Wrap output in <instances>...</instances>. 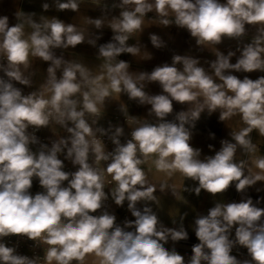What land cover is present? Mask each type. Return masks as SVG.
<instances>
[{"label":"clouds","instance_id":"1","mask_svg":"<svg viewBox=\"0 0 264 264\" xmlns=\"http://www.w3.org/2000/svg\"><path fill=\"white\" fill-rule=\"evenodd\" d=\"M123 5H134L131 10H124L120 18L110 26L114 32L121 33L114 39L119 47L108 43L100 48V54L109 60L127 52L136 54L135 47H125L128 34L141 29L143 17L155 11L165 26L170 24L167 18L173 14L174 23L186 28L197 44H218L222 36L241 37L246 25L264 26V0H122ZM43 8L47 10L48 4ZM58 10H78L76 0L57 3ZM100 28L102 21H91ZM34 31L24 38L23 25H9L8 17H0V54L7 58L8 65L3 68L7 81L0 78V240L10 235H24L30 240L40 239L48 245L46 264H71L73 260L83 264L86 254L94 253L100 258L99 264H185L184 257L175 251L167 250L161 241L167 242L170 235L173 241L187 239L183 229L157 230V217L145 208L143 214L135 210V202L142 198L153 199L154 187L137 190L136 185L145 184V174L138 167L143 161L137 158V150L145 157L158 154L155 167L158 171H179L185 177L198 181L195 192L203 189L215 195L226 190L234 181L236 190L242 191L257 181L264 180V175L253 178L244 175L243 165L233 162L236 145L254 151L249 133L258 130L264 136V76L252 80L236 75H224L232 69L236 72H264V27L258 29L259 35L252 43L243 48L235 64L230 63L234 53L227 56L218 54L212 64L215 76L222 83H216L204 69L196 66L198 61L173 57V64L158 66L151 73H141L138 80L147 79L158 82L163 93L147 95L142 86L129 75V64L120 61L107 65L110 84L107 87H93L92 94H84V109L97 113V103L113 92L125 90L130 98H138L141 104L151 105V112L163 120L173 110L172 101L179 103L196 101L198 96L204 98L191 112V119L199 118L200 112L207 107L209 112L217 108L223 111L220 120L239 114L247 127L233 134L236 144L222 141L220 151L205 160L198 159L200 151L189 144L190 134L185 128L188 116L179 114V124L161 122L157 125L144 124L132 132V140L120 146L106 169L112 180L117 182L115 203L122 205L129 201V209L136 217L135 232L123 231L113 225L115 217L107 213L94 216L101 207L105 197L103 181L87 163L90 148L86 136H92V129L83 119L84 112L77 111L75 102L70 97L80 90L75 83L77 72L85 76L80 65L66 68L63 78L55 77V68L49 67L51 98L44 99L35 93L23 96L20 89L10 81L28 85L23 78L21 65L27 67L29 56L52 61L55 67L61 64L55 59L50 48L76 46L83 42V35L71 24L66 25L53 17L45 20L43 25L32 22ZM152 43L159 47L157 36H151ZM183 64V71L176 64ZM2 67V66H0ZM230 93V94H229ZM61 105L68 111L62 110ZM50 106L49 111H45ZM53 112L61 118L65 115L75 122V128L68 131L73 134L68 157H74L73 164L79 165L78 171L67 173L62 170L63 162L57 158L61 151L59 145H53L48 154L40 152L38 156L29 150V144L35 137H29L26 129L29 125L44 126L49 122ZM122 129L117 128L119 135ZM61 143H65L63 140ZM96 160H107L101 143L91 142ZM211 147V145L209 146ZM171 157V159H169ZM255 167L264 172V157L254 161ZM71 176V179H69ZM33 177L39 179L43 193L30 194ZM69 181L68 187L62 182ZM127 194V196H126ZM264 216V209L253 206L251 199L239 203L217 204L209 209L208 215L195 221V235L200 243L192 248L189 264H240L231 255L232 248L238 244L247 249L251 261L243 264H264V224L257 222ZM62 217L67 222H62ZM235 226V241L229 239L230 229ZM207 250V251H206ZM0 264H37L36 258L16 254L13 247L0 242Z\"/></svg>","mask_w":264,"mask_h":264},{"label":"crops","instance_id":"2","mask_svg":"<svg viewBox=\"0 0 264 264\" xmlns=\"http://www.w3.org/2000/svg\"><path fill=\"white\" fill-rule=\"evenodd\" d=\"M62 2H67V0H0V17L7 16L10 26L17 23L22 24L25 39L30 37L34 31L31 27L32 22L43 25L45 20H51L53 17L66 25H73L76 31L84 37L83 42L76 46L50 48L52 56L61 60L59 67H55L52 61H44L40 57L30 55L27 67L20 66L23 78L27 79L29 84L23 85L16 81H10L14 87L21 90L23 96L35 93L38 97L50 100L52 93L48 68H55V77L59 81L63 78V72L66 68L80 65L85 70L86 75L81 76L77 72L74 82L80 85V90L73 94L70 99L75 102L76 108L84 112L83 117L92 129V133L103 135L109 139V145L102 147L103 152L111 150L113 156L116 153L118 145L114 142L111 133L112 128L113 130L120 128L122 129L121 133L127 134L128 131L135 130L144 124L157 125L161 122L179 124L180 113H185L188 116L185 123V128L190 134L188 142L193 149L200 151L198 159L205 160L207 157L214 156L216 152L220 151L222 141L236 144L233 134L247 127L239 114L232 115L222 121L220 120L222 109L217 108L210 113L207 107H204L198 119H191V112L204 102L202 96H198L196 101L185 103L173 100L172 112L161 120L154 112L150 111V104H141L138 98H130L129 94L123 90V86H121L122 91L119 93L113 92L109 87V95L104 97L102 102L97 103V113H90L85 110L83 106L84 94L88 93L94 99L93 87H107L110 84L107 65L118 63L100 54L102 46L108 43H113L116 46L118 44L114 37L120 33L114 32L110 25L120 18L122 11L131 10L134 5H123L122 0H76L77 11H61L58 10L57 3ZM220 2L224 3L226 0H220ZM44 4L49 5L47 10L43 8ZM167 18L170 20V24L165 26L161 23L162 18L155 11L147 13L143 17L141 29L136 31L129 43L130 47H135L139 51L136 54L125 52L120 60L129 64L127 69L129 75L137 82L138 87L142 86V90L149 96L166 93H163L158 82H150L147 79L140 81L138 80L139 75L151 73L154 68L164 64L172 65L173 57L177 55L196 59L198 61L196 66L203 68L214 82L222 83L215 76L212 67L218 54L227 56L229 52L234 53L230 58V63L235 64L240 58L243 48L252 43L255 37L259 35L258 29L264 27L246 25L245 34L241 37L222 36L221 42L218 44H197V38L192 37L186 28L179 27L174 23L173 14L170 13ZM96 19L102 21L100 28L91 22ZM152 35L157 36L160 42L159 47L152 43ZM3 58L6 56L0 54V61ZM175 66L178 70L183 71L182 63ZM223 74L236 75L240 79L248 76L252 80L264 76V72L259 70L245 73L228 69ZM69 128L74 129L75 122L70 120L68 124L61 126L55 124L42 136L47 139L51 149L53 145L60 146L61 151L57 153V158L63 162V168L69 167L76 172L80 166L73 164L74 157L67 156V150L71 147L72 140L66 134V129ZM247 139H250L255 150L249 151L237 144L233 162L242 164L244 175L249 178H253L257 174L264 175V172L256 168L254 163L256 159L264 157V136H261L258 130H253ZM62 140L65 143H61ZM115 140L119 141L120 146L124 143L122 139L115 138ZM210 145L211 147H209ZM64 146L68 148L66 149ZM29 150L36 156L43 152L39 147H31ZM137 156L143 161L139 166L145 174V184L143 186L136 185L135 188L144 190L147 187H154L155 191L152 194L153 199L142 198L135 202V210L143 214L145 208L149 209L150 214L157 217L158 231L166 229L180 231L183 229L187 232V239L173 241L169 235L166 243L161 241L167 250L175 251L184 257L185 264H189V256L193 255V246L200 243L195 235V221L207 216L209 209L217 204L239 203L248 199L252 200L253 206L264 209V180L246 186L244 190L239 192L235 187L237 182L234 181L226 190L215 195L203 189L197 194L195 189L198 187V181L185 177L179 171H158L156 169L155 160L158 158V154H150L145 157L138 152ZM87 163L91 167V163L88 161ZM33 179L39 182L37 177H33ZM68 185L69 181L62 182V187H68ZM117 187V182L112 185H103L107 201V208L103 210V213L114 216L117 212H126L131 221L134 222L136 217L132 215V210L128 207L129 201L125 199L122 205L115 203ZM257 223L264 224V216ZM129 231L135 232L134 223H132V229ZM229 239L235 241V231L230 230ZM230 254L235 256L240 264H243L245 260L251 261L247 249L238 244L232 248ZM99 261V257L94 253H89L86 254L83 264H99ZM71 264H80V262L73 260ZM201 264H206V262L203 261Z\"/></svg>","mask_w":264,"mask_h":264},{"label":"built area","instance_id":"3","mask_svg":"<svg viewBox=\"0 0 264 264\" xmlns=\"http://www.w3.org/2000/svg\"><path fill=\"white\" fill-rule=\"evenodd\" d=\"M135 33H136V31L134 33L128 34L129 38L125 43V47H129L130 40L135 35ZM119 46L120 45L118 42L117 47H119ZM124 53H121L119 56H116V57L112 58L111 60L119 62L121 60L122 54H124ZM7 65H8L7 59L3 58L0 61V66H2V67H0V78L5 79L6 81L8 80V77L5 75L3 68H6ZM61 108L65 112L68 111V109L64 108L63 105H61ZM49 110H50V106L45 109V111H49ZM76 110L82 111L78 108H76ZM83 119L85 120L84 117H83ZM69 122H70V120L67 118L66 115L63 118H61L58 114L53 112L52 116L49 117V122L47 125H44V126L29 125L28 128L26 129V134L29 135V137H35V142L34 143L30 142L29 148L39 147L46 154L47 152H49L51 150V146L48 145L47 139L44 138L42 136V134L45 131H47L48 129H51L52 126L55 124L61 126V125L68 124ZM133 131L134 130H130V131H128L127 134L120 133L119 135H117L116 130H113V128L111 129V133H112L113 138L124 140V143L122 144V146L126 145L128 141L132 140V132ZM66 134L68 135V137H71V138L73 137V134L70 133L68 131V129H66ZM86 139L89 140V143H90L87 161L91 163V168H93L98 174L101 175L103 185L104 184L112 185V184L116 183L114 180H112L111 175L108 174L106 171L108 165L110 163H112V158H113L112 151L107 150L104 152V154L109 157L107 160L97 161L96 160V154L92 150V146H91V142L93 140L99 141L101 143L102 147L108 146L109 145V139H107V137H105L103 135H94L93 133H92V136H86ZM64 148L67 149L68 147L64 146ZM138 152H139V150H137V153ZM139 154L142 155V153H140V152H139ZM138 167H140V166H138ZM62 170L65 172H69L70 174L75 172L73 169H71L69 167L63 168ZM70 179H71V176H70ZM29 191H30V194L34 196L37 193L45 192V189H43L40 186L39 182H36L33 179L32 187ZM105 208H107V201L105 198H103L101 200V207L96 212L90 213V214L97 216V217L101 216L104 214L103 210ZM114 217H115V222L113 225V229H111L109 231L114 230L116 227L121 228L123 231H129L132 229V224H131V226L128 225V222H132V221L126 212H117L116 214H114ZM62 222H67V219L62 217ZM230 230L235 231V226ZM0 242L5 243L9 247L15 248L16 254L26 255L29 258H36L37 264H46V261L44 258L46 255L47 248L49 246L44 244L40 239L33 241V240L28 239L26 236L20 234V235H10V236L4 237V238H2V240H0ZM191 257H192V255L189 256L190 260H191Z\"/></svg>","mask_w":264,"mask_h":264}]
</instances>
